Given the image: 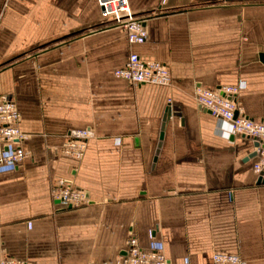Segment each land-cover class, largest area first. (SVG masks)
<instances>
[{
    "label": "crops",
    "instance_id": "0c3cea01",
    "mask_svg": "<svg viewBox=\"0 0 264 264\" xmlns=\"http://www.w3.org/2000/svg\"><path fill=\"white\" fill-rule=\"evenodd\" d=\"M128 2L142 45L94 0H0V97L15 104L28 153L0 167V257L114 264L134 236L167 264H212L217 252L264 264L254 141L194 101L196 88L237 87L239 113L264 123V1ZM131 53L165 67L170 85L115 79ZM72 129L93 132L81 160L58 153ZM57 180L87 204L56 205Z\"/></svg>",
    "mask_w": 264,
    "mask_h": 264
},
{
    "label": "built area",
    "instance_id": "2783aa9c",
    "mask_svg": "<svg viewBox=\"0 0 264 264\" xmlns=\"http://www.w3.org/2000/svg\"><path fill=\"white\" fill-rule=\"evenodd\" d=\"M8 0H5L7 2ZM101 18L108 20L125 34L129 45L145 43L147 33L144 20L136 17L128 0H94ZM113 77L131 85H150L167 87L171 83L170 72L159 63L146 61L137 54L128 55L122 68L113 72ZM238 88L231 86L208 90L196 88L194 101L198 107L207 111L213 119L230 124L232 136H243L254 143L256 162L253 171L261 174L264 170V123L253 122L239 113L236 97ZM20 115L15 104L6 95L0 97V167L18 166L28 153L21 149L27 135L20 129ZM93 138L90 129H72L64 135V141L58 153L64 157L81 160L87 142ZM51 200L62 209H75L85 206L87 198L83 191L76 189L66 180H57L50 190ZM212 264H246L236 254L223 252L211 256ZM0 264H25L7 255L0 257ZM114 264H167L164 254L159 251L146 250L138 240L131 236L126 243L125 254L119 256Z\"/></svg>",
    "mask_w": 264,
    "mask_h": 264
},
{
    "label": "water",
    "instance_id": "95a60500",
    "mask_svg": "<svg viewBox=\"0 0 264 264\" xmlns=\"http://www.w3.org/2000/svg\"><path fill=\"white\" fill-rule=\"evenodd\" d=\"M225 1H240V0H225ZM244 1H264V0H244ZM167 117H168V113L166 111L165 114H164L163 120H162L161 133H160V139H159L160 142L158 144V147L161 145V141H162V138H163V130H164V127H165V122H166ZM135 142L138 143V139H136ZM257 147H258V143H254L253 144V148L256 149ZM249 156H250L249 158L255 157L256 156V152L253 151ZM261 176H262V174H261ZM260 183L264 184V178H262V177L259 178L257 184H260Z\"/></svg>",
    "mask_w": 264,
    "mask_h": 264
}]
</instances>
